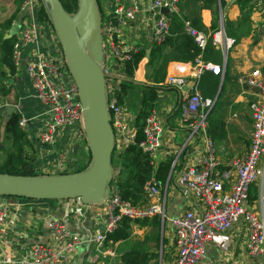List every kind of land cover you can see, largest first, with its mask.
Here are the masks:
<instances>
[{
    "label": "built area",
    "instance_id": "1",
    "mask_svg": "<svg viewBox=\"0 0 264 264\" xmlns=\"http://www.w3.org/2000/svg\"><path fill=\"white\" fill-rule=\"evenodd\" d=\"M99 7L102 21L104 62L106 75L107 111L111 118L116 142L115 149L122 153L133 144L137 128L142 130L144 139L141 150L150 158L155 169V162L162 148L163 124L156 112L145 117L144 124L129 129L126 120L129 112L119 105L115 89L121 74V65L131 59L141 47L128 43L126 29L138 22L142 11L141 0H100ZM223 0H220V3ZM236 2L238 0H227ZM250 8L264 14V0H243ZM181 0H151L153 12L150 46L163 44L171 32V17H182ZM38 0H24L21 15L25 17L21 24L12 52V64L16 70L25 69L31 96L43 107L42 116L45 124L38 132V140L46 146L56 144L66 131H70L83 148L86 141L84 130V107L79 96V88L73 79L66 57L62 51L52 22L41 23L55 35L59 55L51 58L43 55L37 48L39 40L36 12ZM166 11L164 13L163 11ZM185 31L194 38L196 44L204 50L211 38V43L218 48L224 59L223 65L206 63L198 58L196 67L187 76L174 75L165 85L176 87L180 91L182 123L188 128L186 144H198L202 155L195 165L184 166L175 185L179 190L189 192L198 208L189 209L179 215L170 216L167 212L169 179L164 187L154 177L142 192L139 204H132L122 198L114 186L103 203L104 227L93 234L88 243L96 250L114 257L107 245V237L113 234L121 219L143 220L158 217L162 227L169 223L174 232L175 248L173 260L169 264H199L205 259L207 247L214 245L222 250L230 246L228 233L239 223L247 228L246 251L251 258L264 260V79L261 70H252L242 77L241 83L257 91V100L250 105L252 135L250 151L247 155L231 162L227 170L219 169L214 141L208 136V116L216 106V100L204 97L200 90V78L205 72L221 76L226 69V57L235 44V38L228 35L223 26L211 36L199 31L191 22L184 20ZM33 48L29 55L25 51ZM264 53V43L262 45ZM194 65V64H193ZM117 81V82H116ZM129 113V114H128ZM28 120L22 117L20 127L27 130ZM123 137H125L123 139ZM87 149V148H86ZM70 147L62 153L61 160L68 158ZM88 150V149H87ZM172 162V168L177 164ZM57 167V166H56ZM58 168V167H57ZM63 172L64 166L59 165ZM60 171V172H61ZM116 180V177H113ZM225 184H228L227 190ZM259 189V199L250 204L248 194L252 187ZM81 201V199H78ZM259 202V203H258ZM257 203V204H256ZM7 210L0 202V235L5 231ZM48 230L52 241L38 243L30 251L17 259L7 258L4 264H70L73 255L84 241L72 233L58 220L49 222ZM104 251V252H103ZM218 264V263H216Z\"/></svg>",
    "mask_w": 264,
    "mask_h": 264
},
{
    "label": "crops",
    "instance_id": "2",
    "mask_svg": "<svg viewBox=\"0 0 264 264\" xmlns=\"http://www.w3.org/2000/svg\"><path fill=\"white\" fill-rule=\"evenodd\" d=\"M141 1L142 11L138 22L130 25L125 31L126 42L137 44L139 47L150 46L149 37L153 22L151 0ZM240 3L244 4V10H241ZM22 4L23 1L19 0H0V85L4 83V87H7L5 89L9 93L5 96L2 95L5 99L0 108H4L2 113H5L7 106H14L16 112H20L22 117L27 118L26 132L36 152V168L41 174L40 176L59 175L61 171L59 165L64 166V171L71 172L75 168L74 156L68 155L65 161L61 160L63 151L68 148L65 137L64 140L60 139L51 146L43 145L38 140V132L45 124L46 117L42 116L43 107L41 104L31 96L25 69L16 70L15 74H12L2 63V41L6 40L14 23L17 22L21 25L25 19L20 12ZM180 9L183 21L191 22L198 19L204 26L205 33H203L207 36L213 34L211 26L215 19L219 23L218 30L221 26L230 30V33H226L232 35L236 41L226 57V69L220 76L219 88L212 97H207L215 99L217 102L211 112V118L224 121L226 126L227 137L214 142V146L216 144L218 146V150L215 146V151L220 164L219 169L224 171L229 168L232 161L247 155L250 151L253 130L250 105L257 100V91L244 85L240 80L255 69L261 70L264 79V53L262 51L264 14L250 8L244 1L223 0L220 3V0L216 2L214 0H181ZM15 14H19V17L11 27L6 29V23ZM38 34L39 40L34 50L37 48L43 55L57 58L59 48L55 35L41 23L38 24ZM1 35H4L3 40H1ZM32 50L33 48L27 49L25 54L29 55ZM147 62L148 60L144 64L146 65ZM211 62L209 61V63ZM141 64L135 73V80L148 83L146 82L145 65ZM213 64L223 65V54L221 64L215 62ZM195 67L196 64L170 63L163 84L164 88L159 91L157 107L153 110L158 114L163 124L162 148L155 166L158 167L164 160L174 162L178 157L177 164L170 174L173 181L170 183L167 197V212L170 216L198 208L193 196L187 191L179 190L175 182L184 166L195 165L199 162L202 152L197 143L186 144L189 130L181 120L184 103L180 102V91L176 87L165 85V83L171 76L189 75ZM226 74H229L230 79L226 82L220 95ZM203 75L200 82L203 81V86L207 87L209 92H214L216 86L211 78V72H206ZM124 107L126 108V106ZM126 109L130 113H128L130 119L126 120L129 129L144 124L145 117L139 120L136 117V112L133 113L128 108ZM137 110L139 109L137 108ZM225 187L227 190L229 189L228 184H225ZM0 202L5 205L7 210L5 231L0 235V264H4L3 262L7 258L17 259L26 255L35 244L50 243L52 236L48 225L52 219L62 221L72 233L84 241L73 255L70 264H110L118 250L124 247V243L109 244L108 248L114 254V257H111L96 250L88 243L90 237L104 227L103 206H88L78 199L38 201L0 197ZM168 225L171 227L169 223ZM148 232L146 228H140L137 224L132 226V234H138L144 238ZM228 237L230 240L228 249L222 250L212 244L209 245L205 259L199 264H264L263 259L251 258L246 251L247 228L244 223L237 224L228 233ZM135 240L137 241V238ZM170 246L167 248L164 264H169L173 260L174 239Z\"/></svg>",
    "mask_w": 264,
    "mask_h": 264
},
{
    "label": "trees",
    "instance_id": "3",
    "mask_svg": "<svg viewBox=\"0 0 264 264\" xmlns=\"http://www.w3.org/2000/svg\"><path fill=\"white\" fill-rule=\"evenodd\" d=\"M59 1L68 14L73 16L78 12V0ZM97 1L100 7L101 2L100 0ZM216 1L217 0H214V2ZM240 1L243 0H238L237 2ZM244 7V4L240 3L241 10H244ZM18 15L15 14L6 23V29L12 26L13 22L19 17ZM36 19L38 23H51L49 9L44 0H38ZM191 24L199 31H205L204 26L198 19L191 21ZM218 28L219 23L214 19L211 32L214 33ZM225 30L230 33V30L226 28ZM3 36L4 35H1V40H3ZM16 38L17 37L2 41V63L8 68L9 73L12 74H15L16 71L11 59ZM148 48H150L149 45L141 47L131 56L130 60L121 65L122 76L118 80V85L114 93L118 99L119 105L122 107L126 106V108L133 113L136 112V117L139 120L149 116L157 107L159 91L164 88L163 84L166 80L167 68L170 63L195 64L198 58H201V60L206 63L212 61L211 63L215 62L221 64L222 62V53L218 48L212 45L211 38L206 48L201 50L194 38L186 33L184 21L178 16L171 17V32L166 41L161 45L153 46L148 60V66L151 68V73L147 76L148 83H141L135 80V73L139 65L145 59L146 50ZM141 65H143V63ZM211 78L214 80L216 86L214 92H209L208 88L203 86V81L200 82L199 86L204 97H212L220 86V76L211 73ZM229 79V74H226L222 82L220 95ZM4 86V83H2L0 88L3 96L9 94ZM135 91H139L137 96L139 99V110H137V106H132L129 103V95L131 92ZM0 118L2 119L0 126V174L21 177L40 176L41 174L36 168V152L29 140L27 132L20 127V121L22 119L20 112L15 111L11 116L1 112ZM207 133L214 142L225 139L227 137V132L224 121L212 119L210 114L208 116ZM143 139L142 130L137 128V135L134 143L129 144L122 153L114 149L110 158L113 176L107 183V190L110 192L111 188L115 186L122 198L134 205L141 202L142 192L146 184L150 182L153 177L164 187L173 170L171 160L162 161L155 169L151 162V158L140 148V143ZM7 143L9 149L5 150V154L2 155V150H4V146H6ZM85 144L87 145V141H85ZM77 159L72 174L82 173L88 170L92 164L90 153L86 162H84V159H80L79 155ZM70 173V171L65 170L60 172L59 175ZM114 176L116 180L113 178ZM171 181L172 176L169 179V185ZM258 199L259 189L253 187L248 194L249 203L253 204L257 202ZM134 224L139 225L140 228H146L149 231L143 240L133 241L131 239L132 226ZM161 226L162 222L158 217L143 220L123 218L119 223L118 229L107 237V245L109 243H124L125 248L121 251V264H159L160 255L151 248L150 243H155L157 247L159 246ZM165 242L166 241L163 240V245Z\"/></svg>",
    "mask_w": 264,
    "mask_h": 264
},
{
    "label": "water",
    "instance_id": "4",
    "mask_svg": "<svg viewBox=\"0 0 264 264\" xmlns=\"http://www.w3.org/2000/svg\"><path fill=\"white\" fill-rule=\"evenodd\" d=\"M44 2L70 73L79 88L85 110V138L92 164L88 170L74 174L36 177L0 174V197L38 201L81 199L85 205L102 206L107 183L113 176L110 158L115 149L116 137L107 111L102 21L98 1L78 0L79 9L73 16L64 10L59 0ZM163 12L166 13L165 10ZM20 28L19 23H14L6 39L17 37ZM152 49L153 46H150L146 50V60H149ZM15 111L14 106H7L5 114L11 116ZM80 147L77 143L73 149L76 162Z\"/></svg>",
    "mask_w": 264,
    "mask_h": 264
},
{
    "label": "rangeland",
    "instance_id": "5",
    "mask_svg": "<svg viewBox=\"0 0 264 264\" xmlns=\"http://www.w3.org/2000/svg\"><path fill=\"white\" fill-rule=\"evenodd\" d=\"M101 2V1H100ZM104 2H102V4L100 3L101 5V9L103 8L102 5H103ZM37 10H38V7H37ZM232 48L229 49L228 53L231 51ZM228 55V54H227ZM143 64L146 62V59H144L143 61ZM145 65V64H144ZM170 65V64H169ZM148 68V69H147ZM145 69H146V82H148V79H147V76L151 73V68L148 66V62L146 63L145 65ZM9 72V71H8ZM122 75L120 74V76L118 77H121ZM4 81V79L2 80V82ZM0 88H1V85H0ZM7 88V87H5ZM0 93H1V90H0ZM138 94H139V91H135V92H131L130 95H129V103L132 105V106H137L138 109H139V99H138ZM4 97H2V93L0 95V105H2L4 103ZM4 108H0V113L2 112ZM2 119L0 118V126H1V121ZM73 134L70 133V131H66V133L63 134L62 138L63 139L65 137L67 143L66 145H68V147H70V150H69V156L71 157L73 155V149H74V146L77 144L75 139H73ZM64 140V139H63ZM61 140V141H63ZM82 145H84L83 148H81L78 152V155L80 157H82V159H84V162H86L87 158L89 157V153H88V150L86 149L87 148V145L85 144V142L83 143L82 142ZM216 146V149L218 150V146L217 144L215 145ZM9 149V146H8V143L6 144V146H4V150L2 155L5 154V150ZM76 164V163H74ZM73 164V165H74ZM75 169V168H74ZM73 169V170H74ZM71 170V172L73 171ZM173 183V181L171 182ZM253 187H256L253 185ZM252 187V188H253ZM106 196L109 195V191L106 190ZM18 199H22V198H18ZM169 202V201H168ZM165 229L162 230V226H161V229H160V233H159V236H160V243H159V246L157 247L155 243H150V246L151 248L158 252L159 255H160V258H159V264H164L165 262V258L167 257V248L168 247H171L170 244L172 243V240L174 239L173 238V234L174 232L172 231V228L168 225V223H165ZM162 231H163V234H162ZM146 236V235H145ZM137 238V241L138 240H143L144 238L138 234H132V240L133 241H136L135 239ZM163 240H165V244L163 245ZM124 247L120 248L117 252V255H115V258H113V260H111L112 262H110V264H121V251L123 250ZM173 252L175 253L176 251V248H175V240H174V248H172ZM171 253V252H170ZM172 255V254H171ZM163 259V260H162Z\"/></svg>",
    "mask_w": 264,
    "mask_h": 264
}]
</instances>
